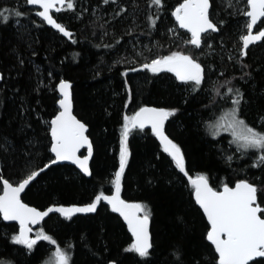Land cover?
I'll return each mask as SVG.
<instances>
[{"label":"trees","instance_id":"trees-1","mask_svg":"<svg viewBox=\"0 0 264 264\" xmlns=\"http://www.w3.org/2000/svg\"><path fill=\"white\" fill-rule=\"evenodd\" d=\"M214 1L209 15L218 18V30L202 38V45L204 37L211 43L203 61V67L211 69L203 70L196 90L194 82H182L171 73L154 74L139 69L141 61L134 59L131 65L125 59L134 56L131 30L143 35L155 54L172 55L175 46L165 27L172 26L171 10L183 0H162L159 7L147 0H75L70 18L56 17L72 33L70 42L43 25L33 9L0 0V11L9 16L6 23L0 20V180L19 183L53 159L49 121L58 112L56 85L66 80L72 84L74 114L87 126L93 147L90 176L67 164L49 166L24 192L25 204L42 210L91 204L97 195H110L120 166L124 117L153 106L174 112L164 131L180 148L188 177L203 176L216 191L247 181L257 188V203L264 208V163L259 155L241 153L227 135L213 138L205 128L234 106L238 90L239 117L264 131V38L242 57L238 37L244 32L245 15L223 7L215 10ZM133 18L140 23L134 25ZM230 52H236L232 58ZM126 144L120 197L146 206L149 255L141 258L125 250L131 236L103 203L87 216L50 215L42 232L68 254L70 264H217L193 186L149 130H130ZM16 234V225L0 217V264H44L48 243L40 240L26 252L25 245L13 242Z\"/></svg>","mask_w":264,"mask_h":264},{"label":"snow or ice","instance_id":"snow-or-ice-1","mask_svg":"<svg viewBox=\"0 0 264 264\" xmlns=\"http://www.w3.org/2000/svg\"><path fill=\"white\" fill-rule=\"evenodd\" d=\"M105 3L108 0H104ZM30 6H38L36 15L40 16L53 28L57 29L64 36L71 34L63 26L55 21L50 11L59 12L63 10L65 0H26ZM151 5L161 6L162 0H151ZM150 5V6H151ZM247 6L250 10L243 14L250 17L246 24L248 34L242 37L243 47L246 49L250 43L264 38V30L259 31L257 35L252 34L253 27L257 22L264 18V0H247ZM67 9L73 8L72 0H67ZM209 0H183L173 12L180 29H185L190 33V40L187 42L199 48L201 46L202 33L209 30L217 31V27L209 19ZM20 16V12L14 13ZM8 15L0 11V20L7 22ZM244 55V53H241ZM144 68L153 73L160 71L173 72L176 78L182 82H194L196 90L199 89L203 80V69L191 56L173 53L170 56L161 59H154L150 64H145ZM70 85L61 81L58 89L61 95L59 108L61 111L51 120V152L55 155V160L70 161L76 164L85 174H89L88 159H80L77 152L81 147L88 145L89 155H91V146L88 138L85 136V125L79 122L71 112V98L69 92ZM237 98L232 100L234 107L227 114L228 124L226 131L231 129L233 141L237 143L238 149L247 151L249 149L264 152V133H259L250 126H247L243 120L237 118L238 105L240 103L239 92ZM174 115L172 111L157 110L155 108H141L131 118L125 117V123L122 131L120 166L115 173L112 184L115 187L113 196L97 195L93 203L85 208H49L47 212H40L34 208L27 207L20 200V193L25 187L39 174L32 171L27 178L23 179L18 186H13L8 181H3V195H0V216L5 220H16L20 224V234L13 237V242L25 245L31 250L39 240L55 243V241L44 234L42 231L36 234L35 239H31L28 233L31 229L27 228L28 223H37L49 212H59L70 218V214L76 212H93L100 201H106L112 206L113 212H118L128 225V230L133 237V243L126 251L135 252L141 258L149 255L151 248L148 222L149 213L146 206L141 204H129L120 199L121 178L128 160V149L126 141L131 128L139 127L141 130L150 125L152 133L157 137L163 146V151L167 153L174 161L176 168L180 172H185L184 157L180 148L172 142L164 132V122L170 116ZM223 124L217 126L216 134ZM259 162L264 163V155L259 157ZM254 167L257 165H253ZM47 167V165L45 166ZM44 169H40L43 171ZM195 189V200L203 210L207 218L210 231L207 232V240L214 246L218 255V264H249L254 258L264 257V218L260 213L264 212L257 203V188L247 182H239L234 188L225 186L223 191H214L208 186L205 177L199 176L190 180ZM142 214V215H141ZM55 264H69L70 257L57 247Z\"/></svg>","mask_w":264,"mask_h":264},{"label":"rangeland","instance_id":"rangeland-1","mask_svg":"<svg viewBox=\"0 0 264 264\" xmlns=\"http://www.w3.org/2000/svg\"><path fill=\"white\" fill-rule=\"evenodd\" d=\"M2 1H6L7 3H13L14 6L19 7V8L27 7L26 0H2ZM74 1L75 0H72L73 5H74ZM150 1L151 0H147L149 6L151 4ZM244 1H246V0H215L214 1V3H215V8L214 9L216 10L217 7H219V8L223 7V8H226V9H231V10H234V12H236L238 16H241V14H243L245 11H247V3L245 2V4H244ZM211 4H212V2H211ZM176 8H173L171 10V19H172V12ZM98 9L94 8L92 11L94 12V11H97ZM60 14L63 15L64 18H70L72 16L71 9H67L66 6L63 8V10L60 12ZM96 16L100 18V16L98 14H96ZM103 17H105V16H103ZM210 18L215 24H218V20H217L218 18L216 17L215 14L213 16L211 15ZM132 20H133L132 23L134 25L135 24L138 25L140 23V22L138 23L136 18H133ZM248 22H249L248 19L245 18L244 19V24H242V27L244 28V32L238 37V41H239L238 49H239V53H240V55L242 57H243V55L241 54L242 37L244 35H246V33H247L246 24ZM61 24L65 27V24H63V23H61ZM262 26H264V23L261 24V28H263ZM165 28H166V32H167V34L169 36V39L172 41V43L174 42L173 44H174L175 47L172 49L173 53H178L179 51H177V50L182 48L183 52H180V54L191 56L197 63H199L201 65V68H203V70L206 71V69H207L208 72L210 71V69H211L210 67H203V61H204V64H205V60L208 57V54H207L208 53V49L211 46V43H208V41H207L208 39H206V37H204V39H203L202 47L200 49H195V48H193V46L190 43L187 42L191 38L190 35L188 33H186L185 35L181 34V33H185V32L179 30L177 28V25H176V23L174 21H173L172 26L170 24V26H168V27L166 26ZM259 29L260 28H258L257 30H259ZM128 35H132V37H133L131 41H133L132 43L134 44V45L132 44L133 45L132 49L134 50V56H132V55L130 57L126 56L125 59H126L127 63L132 65V63H136V61H141L140 62L141 66L139 67V69H144V65L145 64H150L152 60L161 59L163 57H166L164 55L161 56V54H155L154 52H156V51H153L154 50L153 47H151L148 43H146L147 40L146 39H142L143 35L134 34L133 30L129 31ZM140 40H144V43H142ZM67 41H69V40H67ZM206 41H207V44L205 43ZM176 45H177V47H176ZM234 53H236V52L231 53V55H230L231 58L234 56ZM134 59L136 61L135 62H131ZM239 66H240V64H239ZM156 73H154V74H156ZM233 107L234 106H232L231 108H229L227 110H223L218 116H216L214 119H212L209 123H206L205 124V128H206L208 134L210 135V137H213V138H216L217 136H219L221 134L227 135L228 138L230 139L231 143L234 144V146L238 149L237 143L232 142L233 141V137L231 135V129H229L227 131L225 130L227 128V124L229 122L228 119H227V114L232 110ZM129 118H131V117H129ZM237 118L242 120L239 117V114H237ZM124 123H125V119H124ZM221 124H223V127H220L219 128V133L216 134L217 126H219ZM263 127H264V125H263ZM259 133H264V131L263 132H259ZM238 150L241 153L251 152V153H254L256 155H259V157L261 156L260 154L264 153V152H261V151H258V150H254V149H249L247 151H244L242 149H238ZM41 231H42L41 228L35 230L32 233V235L30 236V238L31 239H35L36 234L41 232ZM17 235L18 234H16V236ZM48 246H49V254H47V257L45 259L46 261L44 262V264H55L54 253L56 252L57 247L52 245V243L51 244L48 243ZM22 247L26 248V252H27L28 248L26 246H22ZM62 251L64 253H66L64 250H62ZM5 264H8V263H5ZM69 264H70V260H69Z\"/></svg>","mask_w":264,"mask_h":264},{"label":"water","instance_id":"water-1","mask_svg":"<svg viewBox=\"0 0 264 264\" xmlns=\"http://www.w3.org/2000/svg\"><path fill=\"white\" fill-rule=\"evenodd\" d=\"M246 2H247V0H246ZM67 3V0H65V4ZM183 3V2H182ZM28 7H31V8H37L38 10H42V9H39L38 8V6H30V5H27ZM65 6V5H64ZM64 6H60V5H57V7H64ZM210 8H211V2H210V0H209V13H210ZM247 10H250L249 8H248V6H247ZM52 13H54V14H56V13H58V12H56V11H50V14L52 15ZM53 16V15H52ZM246 16V15H245ZM37 17L43 22V24L47 27V28H49V29H51L52 31H54V32H56V33H58L60 36H62V37H64L65 39H67V40H69V41H71V36H72V33L70 32V31H68L61 23H59L58 21H56V19H55V21L57 22V23H59L61 26H63L64 28H65V30L66 31H68L71 35L70 36H68V37H66V36H64L62 33H60L57 29H55V28H53L51 25H49L45 20H43L40 16H38L37 15ZM172 18H173V21L176 23V25H177V28L179 29V30H181V31H184V32H186V33H188L185 29H180L179 28V25L177 24V22H176V20H175V17L172 15ZM246 18H248V20L250 21V17H247L246 16ZM209 19H210V15H209ZM264 18H261L258 22H257V24L253 27V30H252V34L253 35H257L258 33H259V31H261V30H259V31H257L256 32V29H257V26H259V24L261 23V21L263 20ZM210 21L211 22H213L211 19H210ZM214 23V22H213ZM215 25V24H214ZM216 26V25H215ZM217 27V26H216ZM217 29H218V27H217ZM217 31H211V30H209V31H207V32H205V33H202L201 34V36L203 37V36H206L207 34H211V33H216ZM189 35H190V33H188ZM248 34V30H247V33H246V35ZM262 39L263 38H261L259 41H255V42H253V43H250L249 44V46L245 49L244 47H243V40H242V52L243 53H245L246 52V50H248L250 47H252V46H255V45H258V44H260L261 43V41H262ZM193 46V45H192ZM201 46H202V39H201ZM200 46V47H201ZM194 48H196L195 46H193ZM199 47V48H200ZM199 48H196V49H199ZM160 72H164V73H171V74H173L175 77H176V75L173 73V72H168V71H160ZM1 77H2V75H1V73H0V81H1ZM61 81H64V82H66V83H68L69 85H70V88H69V92H70V98H71V112H72V115L75 117V119H77L79 122H81L76 116H75V114H74V111H73V102H72V93H71V86H72V84L69 82V81H66V80H60L58 83H57V85H56V93H57V96H58V101H57V108H58V112H57V114L51 119V120H53V119H55V117L59 114V112L61 111V109L59 108V100L62 98L61 97V95H60V92H59V89H58V86H59V84H60V82ZM141 108H155V109H157V110H164V111H166L165 109H163V108H157V107H153V106H142ZM141 108H139L136 112H135V114L137 113V112H139V110L141 109ZM134 114V115H135ZM133 115V116H134ZM169 119V118H168ZM168 119L167 120H165V122H164V129H165V124H166V122L168 121ZM51 120L49 121V136H50V140H51V144H52V137H51ZM81 123H83V122H81ZM84 124V123H83ZM85 125V124H84ZM85 128H86V131H85V136L88 138V142H89V145L91 146V155H89V151H88V145H85V146H83V147H81L80 148V150L77 152V157L78 158H80V159H84L85 157H87V159H88V169H89V164H90V161H91V159H92V156H93V147H92V144H91V141H90V139H89V137H88V135H87V132H88V129H87V126L85 125ZM132 129H140L139 127H136V128H131V130ZM141 130V129H140ZM142 130H149L151 133H152V129H151V126L150 125H147V126H145V128L144 129H142ZM165 132V131H164ZM153 134V133H152ZM154 135V134H153ZM165 135H166V133H165ZM167 136V135H166ZM154 137L156 138V140L158 141V143L160 144V146L162 147V149H163V146L161 145V143H160V141L157 139V137L154 135ZM82 151H84V155L83 156H80V153L82 152ZM49 152H50V154H51V156H52V161L53 160H55V155L51 152V146H50V150H49ZM171 158V157H170ZM173 161V160H172ZM174 162V161H173ZM61 164H67V165H70V166H72V167H74L81 175H83L84 177H86V178H88L89 176H90V169H89V174L88 175H85L81 170H80V168L76 165V164H73V163H71L70 161H59V162H57V163H51V162H49V163H47L46 165H47V167H42L41 169H44L43 171H45L49 166H53V165H61ZM43 171H40V169L39 170H37V172H39V174L40 173H42ZM182 174H183V176L184 177H186V179L188 180V182L190 183V180H193L192 178H190V177H188L187 175H186V173L185 172H181ZM38 174V175H39ZM38 175L35 177V179H33L26 187H25V189L20 193V200H21V196L24 194V192H25V190L30 186V184L32 183V182H34L35 180H36V178L38 177ZM27 178V177H26ZM196 179V178H195ZM3 181H5L4 179H2L1 180V185H2V191H1V193H0V195H3ZM207 181V180H206ZM22 182V181H21ZM21 182H19V183H21ZM239 182H242V181H238V182H236V183H234L232 186H228V187H230V188H234L235 187V185L237 184V183H239ZM243 182H247V181H243ZM19 183H17V184H12L13 186H18L19 185ZM248 183V182H247ZM11 184V183H10ZM191 184V183H190ZM207 184H208V181H207ZM250 184V183H249ZM192 185V184H191ZM250 185H252V184H250ZM193 186V185H192ZM208 186H209V184H208ZM254 186V185H253ZM210 187V186H209ZM224 187L225 186H223L219 191L220 192H222L223 191V189H224ZM194 188V187H193ZM214 191H216V190H214ZM115 194V188H114V190L112 191V193L110 194V195H107V196H113ZM119 195H120V193H119ZM193 198H194V202H195V204H196V206L200 209V211H201V213H202V215L204 216V218H205V221H206V223H207V225H208V231H210V229H211V226L209 225V223H208V221H207V218H206V216L204 215V213H203V210L199 207V205L196 203V200H195V189H194V192H193ZM120 199L121 200H123L121 197H120ZM125 203H129V204H138V203H135V202H127V201H125V200H123ZM21 202H22V200H21ZM23 203V202H22ZM99 203H103V204H105L108 208H109V210L112 212V213H114L116 216H118L119 217V219L124 223V225L126 226V228H127V231H128V233L130 234V236H131V239H132V243H133V237H132V234H131V232L128 230V225H127V223L125 222V220H124V218L118 213V212H113L112 211V206L110 205V204H108L106 201H100ZM99 203L97 204V207H98V205H99ZM23 204H25V203H23ZM27 207H31V206H29V205H27V204H25ZM90 204H86V205H73V206H61V205H51V206H49V207H47V208H45V209H43V210H39V209H36V208H34V207H31V208H34V209H36L37 211H40V212H47L48 211V209L49 208H64V209H68V208H85V207H87V206H89ZM96 207V208H97ZM96 210V209H95ZM95 211H93V212H76V213H72V214H70V217H74V216H87V215H90V214H93ZM50 215H57V216H60V217H66L65 215H62L61 213H59V212H56V211H53V212H49L48 213V215L47 216H44L42 219H40L37 223H28L27 225H26V227L27 228H29V229H31V231L28 233V236H29V238H30V236H31V234L33 233V231L34 230H36L38 227H39V225L40 224H42ZM142 215V214H141ZM1 217V220H2V222H4L5 224H15L16 226H17V228H18V235L20 234V224H19V222L18 221H16V220H5V219H3V217L2 216H0ZM148 231H149V237H150V243H151V235H150V220H149V222H148ZM207 231V232H208ZM206 241L208 242V244L213 248V251L215 252V250H214V246L207 240V234H206ZM215 255H216V257H217V264H218V255H217V253L215 252ZM255 259V258H254ZM108 264H115V262H109Z\"/></svg>","mask_w":264,"mask_h":264},{"label":"flooded vegetation","instance_id":"flooded-vegetation-1","mask_svg":"<svg viewBox=\"0 0 264 264\" xmlns=\"http://www.w3.org/2000/svg\"><path fill=\"white\" fill-rule=\"evenodd\" d=\"M210 2H211V0H210ZM246 3H247V2H246ZM66 4H67V3H66ZM66 4H65V6H66ZM65 6H64V7H65ZM64 7H63V8H64ZM27 8H31V7H28V6H27ZM31 9H33V11H34V13H35V16L37 17L36 12L38 11V9H37V8H31ZM210 10H211V8H210ZM61 11H62V10H61ZM61 11H59V12L56 13V14L52 13L53 17H55V19H56V17L60 14ZM37 18H38V17H37ZM245 18H246V16H245ZM38 19H39V18H38ZM210 19H211V18H210ZM247 19H248V18H247ZM39 20H40V19H39ZM40 21H41V20H40ZM248 21H249V20H248ZM263 22H264V19L261 21V23L259 24V26H257V29L260 28L259 30H261V24H262ZM214 24H215V23H214ZM43 25H44V24H43ZM215 25H216V24H215ZM216 26H217V25H216ZM257 29H256V32L259 31V30H257ZM246 51H247V50H246ZM241 53H242V48H241ZM245 53H246V52H245ZM245 53H244V54H245ZM50 141H51V140H50ZM50 146H51V145H50ZM82 153H83V151H82L80 154H82ZM51 157H52V156H51ZM51 161H52V160H51ZM51 161H50V162H51ZM1 180H2V179H1ZM1 180H0V181H1ZM15 184H17V183H15ZM1 191H2V185H1ZM1 191H0V193H1ZM22 196H23V195H22ZM22 196H21V200H22ZM22 202H23V200H22ZM23 203H24V202H23ZM261 207H262V206H261ZM262 208H263V207H262ZM42 210H43V209H42ZM3 223H4V222H3ZM42 225H43V223L40 224L39 227H38L37 229L41 228ZM16 227H17V226H16ZM37 229H36V230H37ZM34 231H35V230H34ZM34 231H33V232H34ZM17 234H18V228H17ZM212 249H213V248H212ZM28 253H29V252H28ZM214 253H215V252H214ZM216 258H217V257H216ZM249 264H264V257H257V258H255V259H253L252 261H250Z\"/></svg>","mask_w":264,"mask_h":264},{"label":"bare ground","instance_id":"bare-ground-1","mask_svg":"<svg viewBox=\"0 0 264 264\" xmlns=\"http://www.w3.org/2000/svg\"><path fill=\"white\" fill-rule=\"evenodd\" d=\"M55 18V17H54ZM261 30H263V29H261ZM203 38V37H202ZM194 48V47H193ZM196 49V48H195ZM84 155V151H83V153L82 154H80V156H83ZM187 175V174H186ZM23 181V180H22ZM21 182V181H20ZM26 191V190H25ZM32 235V234H31Z\"/></svg>","mask_w":264,"mask_h":264}]
</instances>
